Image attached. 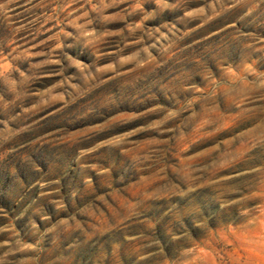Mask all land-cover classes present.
<instances>
[{
	"label": "rangeland",
	"instance_id": "obj_1",
	"mask_svg": "<svg viewBox=\"0 0 264 264\" xmlns=\"http://www.w3.org/2000/svg\"><path fill=\"white\" fill-rule=\"evenodd\" d=\"M0 264H264V0H0Z\"/></svg>",
	"mask_w": 264,
	"mask_h": 264
}]
</instances>
